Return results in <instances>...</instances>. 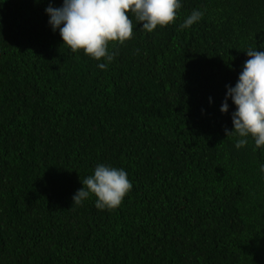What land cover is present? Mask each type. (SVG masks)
<instances>
[{"label":"trees","instance_id":"trees-1","mask_svg":"<svg viewBox=\"0 0 264 264\" xmlns=\"http://www.w3.org/2000/svg\"><path fill=\"white\" fill-rule=\"evenodd\" d=\"M50 2L0 0V264H264V146L237 149L220 111L264 51V0H180L151 33L129 13L105 70ZM99 164L133 185L112 210L73 204Z\"/></svg>","mask_w":264,"mask_h":264},{"label":"clouds","instance_id":"clouds-1","mask_svg":"<svg viewBox=\"0 0 264 264\" xmlns=\"http://www.w3.org/2000/svg\"><path fill=\"white\" fill-rule=\"evenodd\" d=\"M180 7V0H63L60 7H53L50 2L45 12L52 30L59 29L63 44L73 52L83 50L97 61H106L98 64L105 70L118 55L115 49L109 50L110 42L122 45L132 38L133 22L129 13L142 22L143 30L151 33L158 25L174 22ZM202 16L201 11L193 10L180 28L190 27ZM246 53L249 59L244 62L235 86L226 85L220 111L228 112L231 98L236 109L232 113L233 128H225L226 137H239L235 143L237 149L246 146L251 137L255 144L253 150H256L264 146V51L248 48ZM209 100L211 102V97ZM260 171L264 173V164ZM81 182L83 187L74 194L73 204H82L94 195L95 206L100 210L119 207L133 187L124 169L104 164L97 165L93 174Z\"/></svg>","mask_w":264,"mask_h":264}]
</instances>
